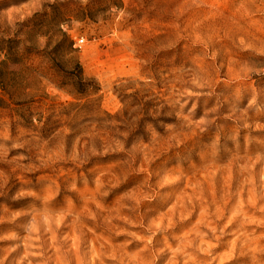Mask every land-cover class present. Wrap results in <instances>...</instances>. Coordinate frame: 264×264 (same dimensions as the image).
Listing matches in <instances>:
<instances>
[{
	"label": "clouds",
	"instance_id": "1",
	"mask_svg": "<svg viewBox=\"0 0 264 264\" xmlns=\"http://www.w3.org/2000/svg\"><path fill=\"white\" fill-rule=\"evenodd\" d=\"M0 264H264V0H0Z\"/></svg>",
	"mask_w": 264,
	"mask_h": 264
}]
</instances>
